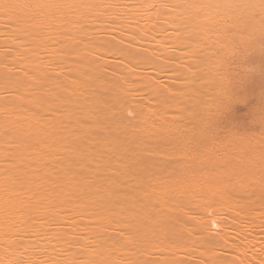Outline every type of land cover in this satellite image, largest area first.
I'll use <instances>...</instances> for the list:
<instances>
[{"label": "bare ground", "instance_id": "6f19581e", "mask_svg": "<svg viewBox=\"0 0 264 264\" xmlns=\"http://www.w3.org/2000/svg\"><path fill=\"white\" fill-rule=\"evenodd\" d=\"M219 2L0 0V264H264V18Z\"/></svg>", "mask_w": 264, "mask_h": 264}, {"label": "clouds", "instance_id": "9594fccd", "mask_svg": "<svg viewBox=\"0 0 264 264\" xmlns=\"http://www.w3.org/2000/svg\"><path fill=\"white\" fill-rule=\"evenodd\" d=\"M237 16L264 18V0H221V2L208 5Z\"/></svg>", "mask_w": 264, "mask_h": 264}, {"label": "snow or ice", "instance_id": "6c2138e0", "mask_svg": "<svg viewBox=\"0 0 264 264\" xmlns=\"http://www.w3.org/2000/svg\"><path fill=\"white\" fill-rule=\"evenodd\" d=\"M262 96V99H261V113H262V116H261V123L264 124V92H262L261 94ZM247 104L248 103V100H247V97H244V96H239V97H233L230 101H229V106H231V104ZM131 115V114H129ZM210 131V129H209Z\"/></svg>", "mask_w": 264, "mask_h": 264}, {"label": "rangeland", "instance_id": "374dc122", "mask_svg": "<svg viewBox=\"0 0 264 264\" xmlns=\"http://www.w3.org/2000/svg\"><path fill=\"white\" fill-rule=\"evenodd\" d=\"M246 105V104H245ZM245 105H242V104H235L234 106H233V112L236 114V115H240V116H243L244 115V113H246L247 114V108H248V105L247 106H245ZM245 114V115H246ZM239 116V117H240ZM244 117H246V116H244ZM244 117H240V118H243L244 119Z\"/></svg>", "mask_w": 264, "mask_h": 264}]
</instances>
